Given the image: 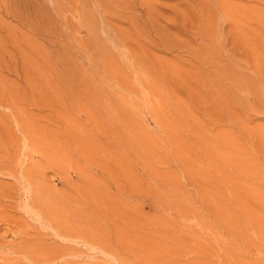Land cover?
Instances as JSON below:
<instances>
[{"label": "rangeland", "instance_id": "obj_1", "mask_svg": "<svg viewBox=\"0 0 264 264\" xmlns=\"http://www.w3.org/2000/svg\"><path fill=\"white\" fill-rule=\"evenodd\" d=\"M0 264H264V0H0Z\"/></svg>", "mask_w": 264, "mask_h": 264}]
</instances>
